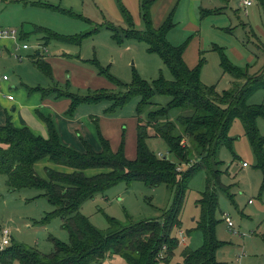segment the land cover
I'll return each instance as SVG.
<instances>
[{"label": "rangeland", "instance_id": "rangeland-1", "mask_svg": "<svg viewBox=\"0 0 264 264\" xmlns=\"http://www.w3.org/2000/svg\"><path fill=\"white\" fill-rule=\"evenodd\" d=\"M27 1L53 5L90 22L67 13L26 4ZM245 1L156 0L151 9L156 28L161 27L174 12L176 26L168 35L169 42L180 46L189 41L185 62L191 68L197 66L203 54L205 64L201 70V80L207 86H215L219 94L229 91L236 79L224 72L221 54L214 50L215 47L224 48L228 60L242 70L248 68L249 75L264 74V3L260 0H247L252 4L246 6ZM121 5L131 14L135 29L144 31L140 0H0V28L18 32L17 37L5 39L10 43L15 42V48L12 49L13 56L5 51L0 57V61L10 60L6 65L0 62V76L6 74L12 83L20 73L28 75L27 78L37 85L35 88L57 89L86 97L102 91L118 95L126 91L107 75L122 84H131L134 74L149 83L160 77L173 81L168 67L157 54L148 51L146 43L129 40L118 43L113 38L106 24H113L119 29L128 28ZM208 10L213 13L203 16V12ZM38 27L65 37H85L80 45L55 40L46 42L44 35L36 33ZM96 28H99L97 33L86 36ZM24 44L28 45L27 50L23 49ZM17 48L19 51H16ZM38 54L49 64L52 77L35 65L34 59L39 58ZM15 55L22 56V61L16 59ZM18 66L20 69L17 70ZM25 66L26 72L21 71ZM245 82L246 79L241 80L242 84ZM19 89V85L9 89L16 101L21 100ZM0 91L2 93L3 88ZM3 95L7 94L3 92ZM56 96L53 91L41 97L43 101L51 100L53 103H49V106L40 105L31 112L38 118L40 115L49 117L58 133L61 131L71 135L75 143L68 147L83 153L86 142L95 151H101L98 135L100 129L115 152L120 149L124 137L126 157L129 160L135 159L132 139L136 135L140 97L132 98L118 109L107 99L99 103H83L70 117L67 112L71 101L67 98L57 99ZM170 100L168 96H156L154 105L146 109L143 118L147 117L149 111L166 106ZM247 103L264 107V90H255L247 98ZM48 108L53 112H46ZM12 109H9L10 113ZM257 126L260 136L264 138V118H258ZM229 138L231 145H221L217 156L221 163V181L228 187V191H218L219 208L216 217L219 223L216 235L223 246L217 251L216 260L218 264H264V173L258 168L257 157L240 120L232 124ZM148 145L153 152L167 155V146L163 142L152 139ZM45 166L46 161L36 165V171L43 178H46ZM98 173V170H89L86 175L92 177ZM205 187L206 175L200 172L190 183L181 215L182 229L173 231L182 246L184 244L192 249L203 244L200 233L194 232L190 236L187 230L195 226V220L200 216L196 201ZM173 200L174 190L165 185L152 188L142 182L130 185L120 183L94 199L87 200L82 205L81 213L97 230L105 233L110 228L109 219L122 224L161 220L163 214L172 207ZM54 212L55 207L43 191H12L7 186L6 178L0 175V243L3 229L7 228L11 232V243L5 249L22 246L42 255L54 254L55 240L69 242L63 220L55 217ZM225 215L231 217L234 224L232 229L228 227ZM182 246L175 252L170 264H183ZM13 264L19 263L15 261ZM101 264L128 263L122 257L112 255Z\"/></svg>", "mask_w": 264, "mask_h": 264}, {"label": "trees", "instance_id": "trees-1", "mask_svg": "<svg viewBox=\"0 0 264 264\" xmlns=\"http://www.w3.org/2000/svg\"><path fill=\"white\" fill-rule=\"evenodd\" d=\"M260 1L264 3V0ZM155 2L156 0H140L144 31L135 29L131 14L122 5V14L128 28L119 29L113 24L105 26L112 31L113 38L118 43L126 40L146 43L148 51L157 54L168 67L173 81L160 77L149 83L134 74L131 84H122L107 75L126 91L119 95L102 91L87 97L57 89L29 88L30 94L38 92L46 97L55 91L57 99L70 100L67 112L70 117L83 103H99L107 99L118 109L128 104L132 98L140 97L135 159L129 160L126 157L124 137L120 149L115 152L100 129V152L86 142L83 153L74 151L62 144L52 120L43 115L40 118L46 124L47 139L35 135L27 127H16L11 118L0 126V175L6 178L8 188L12 191H43L44 196L55 207L54 216L63 220V228L69 235L68 243L54 241L56 252L52 255H42L22 246L3 249L0 251L2 264H13L15 261L19 264H101L112 255L122 257L128 264H170L175 252L182 246L173 231L182 229L181 215L190 183L200 172L206 175L205 190L196 201L200 216L195 220V226L187 230V234L191 236L194 232L200 233L203 244L197 249L183 244L182 262L218 264L216 253L223 246L216 235L219 223L216 217L219 208L218 191H228V187L221 181L218 150L221 145H231L230 129L234 121L240 120L245 135L251 141L258 168L264 173V138L260 136L257 126L258 118H264V107L247 103V98L255 90H264V74L249 75L248 68L242 70L228 60L224 48L215 47L214 50L221 54L224 72L233 75L236 82L223 94H219L215 86L205 85L201 80V70L205 64L203 54L201 53L197 66L191 68L187 65L184 55L189 41L180 46L169 42L168 35L176 26L174 12L161 27L154 26L151 9ZM32 5L90 22L53 5ZM209 13L213 11H204L203 16ZM35 31L44 35L46 42L55 40L80 45L85 37H65L41 27ZM98 31L99 28H96L86 36ZM34 63L44 74L52 77L51 68L45 60L35 58ZM243 79L246 82L242 84ZM156 96H168L171 100L166 106L149 111L147 117L143 118L146 109L154 105ZM152 139L167 146V155L161 158L150 149L148 141ZM42 161L51 164V167L45 168L46 178L36 171V165ZM89 170H98L100 173L89 177L86 175ZM134 182H142L152 188L165 185L174 190L172 207L163 214L161 220L122 224L109 219V231L104 233L97 230L81 213L82 205L87 200L94 199L120 183L130 185Z\"/></svg>", "mask_w": 264, "mask_h": 264}, {"label": "crops", "instance_id": "crops-1", "mask_svg": "<svg viewBox=\"0 0 264 264\" xmlns=\"http://www.w3.org/2000/svg\"><path fill=\"white\" fill-rule=\"evenodd\" d=\"M25 3L26 4H32V3H36V2L29 3L27 1ZM24 35H26V34H24ZM22 37H23V35H22ZM43 39H44V36H43ZM13 43H10V42H8V40H5V39L0 40L1 56H2L3 52H5V51H7L8 54H10L12 56L14 55V53H13L14 49L13 48H15V42H13ZM38 56L40 58H42V56L40 54H38ZM184 59H185V55H184ZM7 61L10 62V60H8V59L1 60L0 62L4 63L6 65ZM18 69H20L19 66L17 67V70ZM26 69H27V66H25L24 68L22 67L21 71L26 72ZM4 75L7 76L6 74H4ZM27 76L28 75H24V74L20 75V73H19L18 78L13 79L12 83H10L9 77H8L7 81H2L0 83V88H3V90H4V91H2V93L0 91V126L5 125L7 120L9 118H11L13 124L16 127H18V128L27 127L35 135L40 136L44 139H47L48 138V130H47L46 124L42 121L41 118H38L37 116L32 114L31 111H33L34 109H38L40 105L49 106L50 105L49 103H53V102L51 100H49V101L44 100L43 101V99L41 98L42 97L41 94L38 92L30 94L29 88H35L37 85L32 83L30 81V79L27 78ZM18 85L20 86V89L18 91V95L20 96V99H21L20 101H16V98L11 93H9V89H15V86H18ZM3 92H4V94L6 93L7 95H3ZM8 96H13L14 99L9 100ZM25 106H28V107H25ZM10 108L11 109L13 108L11 113L9 112ZM45 111L49 112V111H51V109L48 108ZM51 112H53V111H51ZM136 127H137V123H136ZM136 127H135V134H136ZM59 134H60L59 135L60 140H61L63 145L68 147L70 144L72 145L73 143H75L73 138L71 137V135L70 136L67 135V132L61 133V131H60ZM132 143L134 144L135 153H136V135H134V138L132 139ZM101 150H102V147H101ZM130 151H131V149H130ZM97 152H100V151H97ZM159 153H161V152H158V154ZM135 158H136V156H135ZM131 160H133V159H131ZM49 166L51 167V164L48 161H46L45 168L49 167ZM250 201H252V200H250ZM182 240L184 243V241H185L184 235H183Z\"/></svg>", "mask_w": 264, "mask_h": 264}, {"label": "built area", "instance_id": "built-area-1", "mask_svg": "<svg viewBox=\"0 0 264 264\" xmlns=\"http://www.w3.org/2000/svg\"><path fill=\"white\" fill-rule=\"evenodd\" d=\"M244 4L246 6H251L252 2L246 0ZM17 35H18V32L15 31V30L7 31V30H3V29L0 28V40L1 39L14 38V37H17ZM23 49L27 50L28 49V45L24 44L23 45ZM16 51H19V48H17ZM0 56H1V52H0ZM15 58L20 60V61H22V59H23L22 56H20V55H15ZM7 80H8V76H5V75L4 76H0V83L2 81H7ZM8 99L9 100H13L14 98H13V96H8ZM158 156L162 158V157H164V154L159 153ZM250 203H252V201H250ZM224 217H225V221H226L228 227L230 229H232L234 227V224H233V221H232L231 217H229L227 215H225ZM10 243H11V232H10L9 229L4 228L2 230V241L0 243V250L5 249V247L9 246Z\"/></svg>", "mask_w": 264, "mask_h": 264}, {"label": "water", "instance_id": "water-1", "mask_svg": "<svg viewBox=\"0 0 264 264\" xmlns=\"http://www.w3.org/2000/svg\"><path fill=\"white\" fill-rule=\"evenodd\" d=\"M166 159H167V157H166Z\"/></svg>", "mask_w": 264, "mask_h": 264}]
</instances>
